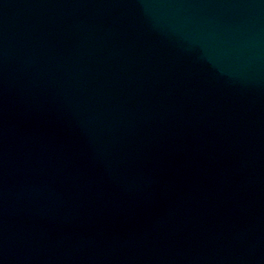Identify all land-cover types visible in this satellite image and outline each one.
<instances>
[{"label": "water", "instance_id": "water-1", "mask_svg": "<svg viewBox=\"0 0 264 264\" xmlns=\"http://www.w3.org/2000/svg\"><path fill=\"white\" fill-rule=\"evenodd\" d=\"M0 264H264V0H0Z\"/></svg>", "mask_w": 264, "mask_h": 264}]
</instances>
